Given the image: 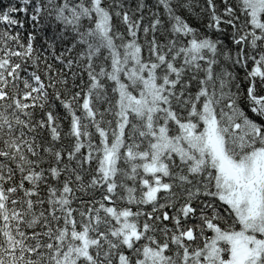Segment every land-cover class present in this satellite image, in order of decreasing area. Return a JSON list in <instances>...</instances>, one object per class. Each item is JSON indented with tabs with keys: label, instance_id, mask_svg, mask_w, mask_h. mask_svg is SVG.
<instances>
[{
	"label": "snow or ice",
	"instance_id": "obj_1",
	"mask_svg": "<svg viewBox=\"0 0 264 264\" xmlns=\"http://www.w3.org/2000/svg\"><path fill=\"white\" fill-rule=\"evenodd\" d=\"M0 264H264V0H0Z\"/></svg>",
	"mask_w": 264,
	"mask_h": 264
}]
</instances>
